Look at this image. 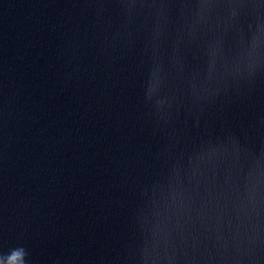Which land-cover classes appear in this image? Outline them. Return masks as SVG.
Wrapping results in <instances>:
<instances>
[{
    "label": "water",
    "instance_id": "water-1",
    "mask_svg": "<svg viewBox=\"0 0 264 264\" xmlns=\"http://www.w3.org/2000/svg\"><path fill=\"white\" fill-rule=\"evenodd\" d=\"M264 264V0H0V264Z\"/></svg>",
    "mask_w": 264,
    "mask_h": 264
},
{
    "label": "clouds",
    "instance_id": "clouds-1",
    "mask_svg": "<svg viewBox=\"0 0 264 264\" xmlns=\"http://www.w3.org/2000/svg\"><path fill=\"white\" fill-rule=\"evenodd\" d=\"M8 264H23L22 250H14L9 257Z\"/></svg>",
    "mask_w": 264,
    "mask_h": 264
}]
</instances>
